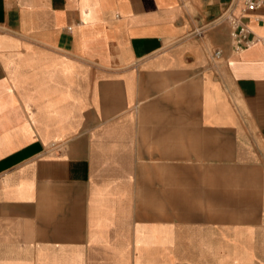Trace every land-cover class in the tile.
Masks as SVG:
<instances>
[{
    "label": "crops",
    "instance_id": "1",
    "mask_svg": "<svg viewBox=\"0 0 264 264\" xmlns=\"http://www.w3.org/2000/svg\"><path fill=\"white\" fill-rule=\"evenodd\" d=\"M243 0H0V264H264V42ZM221 50L219 57L215 52Z\"/></svg>",
    "mask_w": 264,
    "mask_h": 264
},
{
    "label": "built area",
    "instance_id": "2",
    "mask_svg": "<svg viewBox=\"0 0 264 264\" xmlns=\"http://www.w3.org/2000/svg\"><path fill=\"white\" fill-rule=\"evenodd\" d=\"M245 7L244 12L254 11L264 7V0H243ZM227 20L230 24V34L233 42V51L240 53L244 49L255 44L257 41L264 42V35H255L250 27L242 20L241 17L235 15H228ZM221 50L215 52V56L219 57Z\"/></svg>",
    "mask_w": 264,
    "mask_h": 264
}]
</instances>
